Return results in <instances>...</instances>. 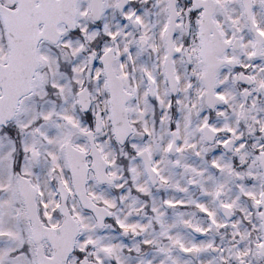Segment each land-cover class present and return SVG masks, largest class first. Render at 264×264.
<instances>
[{
    "label": "snow or ice",
    "instance_id": "6c2138e0",
    "mask_svg": "<svg viewBox=\"0 0 264 264\" xmlns=\"http://www.w3.org/2000/svg\"><path fill=\"white\" fill-rule=\"evenodd\" d=\"M0 264H264V0H0Z\"/></svg>",
    "mask_w": 264,
    "mask_h": 264
}]
</instances>
